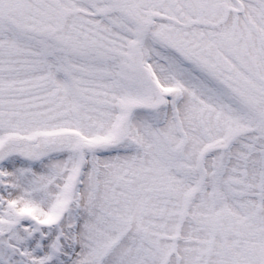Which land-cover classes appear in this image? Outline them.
<instances>
[{
	"label": "snow or ice",
	"instance_id": "1",
	"mask_svg": "<svg viewBox=\"0 0 264 264\" xmlns=\"http://www.w3.org/2000/svg\"><path fill=\"white\" fill-rule=\"evenodd\" d=\"M0 264H264V0H0Z\"/></svg>",
	"mask_w": 264,
	"mask_h": 264
}]
</instances>
